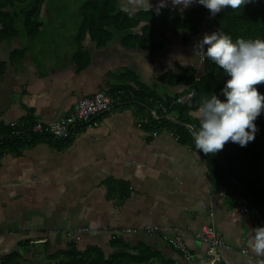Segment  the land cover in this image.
Here are the masks:
<instances>
[{
  "label": "crops",
  "instance_id": "1",
  "mask_svg": "<svg viewBox=\"0 0 264 264\" xmlns=\"http://www.w3.org/2000/svg\"><path fill=\"white\" fill-rule=\"evenodd\" d=\"M89 1L42 0L31 17L41 23L33 34L25 16L35 0L0 8V140L10 139L11 121L24 128L57 121L97 91L116 99L66 141H31L26 135L20 153L6 150L0 157V264H36L71 240L79 250L99 247L109 255L116 250L112 235L127 229L138 230L121 233L128 250L147 246L158 255L152 264H188L169 243L175 231L197 264H264L248 244L262 223L220 194L226 188L239 195L235 180L216 181L214 157L177 140L174 127L151 135L140 125L155 111L143 101L149 92L144 88L151 89L147 82L158 83L161 93L167 88L159 78L169 69L193 66L200 73L193 47L209 34L201 22L191 42L182 45L168 32L169 41L150 57L141 37L152 20L149 13L188 11L199 3L182 9L165 0L161 8L160 0H148L151 7L144 11V0H96L99 13L115 8L113 20L104 16L105 39L85 28ZM57 22L60 32L54 34ZM80 53L84 66L76 61ZM149 225L163 230H143ZM203 225L220 234L218 261L194 235Z\"/></svg>",
  "mask_w": 264,
  "mask_h": 264
},
{
  "label": "trees",
  "instance_id": "2",
  "mask_svg": "<svg viewBox=\"0 0 264 264\" xmlns=\"http://www.w3.org/2000/svg\"><path fill=\"white\" fill-rule=\"evenodd\" d=\"M27 1L0 0V8H5L8 5L13 6L14 3H26ZM41 2L42 0H35V6L25 16V25L30 34L37 33L39 30L38 28L41 23L39 21L32 22L31 17L35 10H37V14L39 13ZM87 3H90L91 6L85 3L89 10L88 12L86 9L83 14L84 21H87L85 28L89 27L94 32L96 31L98 36L105 38L108 29H105L104 26L109 21L108 19H104V16L107 13L113 20L116 15L110 12H113L111 10L115 8L99 13L98 2L96 0H90ZM106 4L109 3H104V6ZM208 11V9L199 4L188 11L170 12L163 10L159 14L155 12L149 13L152 15V20H150L148 27L143 28L141 35L142 39L145 40L144 45L149 47V56H154L169 41L167 37L168 32L172 34L173 38L179 39L182 45L190 43L191 38L198 31V25L204 22V17ZM141 15L142 12L138 16V22ZM211 23L214 27H218L219 32L230 35L233 40L238 37L245 39L264 38V0H251V2L237 10L224 8L220 13L213 16ZM82 27L81 31L83 30ZM78 59L76 61L82 66L87 64L82 53L78 55ZM203 63L206 69L198 80H195L197 70L193 66L186 68L178 67L177 71L169 69L159 78V82L164 84L167 90L160 93L157 89L144 88V90L149 91L148 96L143 100L146 103L145 107L154 109L158 116H162L163 114L161 113V106L167 107L166 113L172 114L175 119L173 122L166 117L156 119L150 116L146 122L140 124L145 128L147 133L154 132L157 134L161 130L174 127L176 131L174 134L177 136V140L186 141L190 145L195 146L194 136L191 132L195 133L198 130L199 121L190 115V113L199 107L202 99L210 98L212 94H217L220 99H223L220 90L224 86V81L228 78L223 70L206 56ZM182 86L184 88L180 92L168 89V87L178 88ZM254 87L260 93H264V83L254 85ZM191 89H194L196 94L190 103L169 105L173 99L186 94ZM183 124L188 125L192 130L183 126ZM255 124L257 125L258 132L255 139L249 142L247 146L240 147L235 143L227 142L222 150L214 154H207L206 157H214L213 165L216 169V181L222 183L229 181L230 178L234 179L236 182L234 188L240 196L246 198L247 205L254 217L264 226V171L262 168L264 164V114L257 117ZM24 136L0 140V157H2L6 150L15 154L20 153L23 144L28 141ZM28 136L31 138V141L50 137L43 135ZM222 163L226 165V168ZM123 189L126 190V188ZM121 233L123 232L116 231L112 235L111 246L115 247L116 250L109 255L103 253L99 247H88L85 250H79L76 247V242L71 240L68 242L66 248L56 249L52 255H48L46 263L152 264V260L158 255L156 256L154 251L144 245V247H140L137 251H129L127 245L122 241ZM12 256H15V254ZM160 264L166 263L160 261Z\"/></svg>",
  "mask_w": 264,
  "mask_h": 264
},
{
  "label": "clouds",
  "instance_id": "3",
  "mask_svg": "<svg viewBox=\"0 0 264 264\" xmlns=\"http://www.w3.org/2000/svg\"><path fill=\"white\" fill-rule=\"evenodd\" d=\"M249 2L251 0H171L174 6L180 5L182 9L199 3L211 16L224 8L240 9ZM144 3L146 11L151 6L148 0ZM164 6L165 0H160L159 7ZM198 46L201 54L222 69L228 78L220 90L223 99L212 94L202 99L199 107L190 113L199 121L194 133L195 147L206 154L222 150L227 142L245 147L255 139L258 132L255 121L264 114V93L254 87L264 83V38L233 40L228 34L214 31L204 35ZM252 232L248 244L254 253L264 256V226Z\"/></svg>",
  "mask_w": 264,
  "mask_h": 264
},
{
  "label": "built area",
  "instance_id": "4",
  "mask_svg": "<svg viewBox=\"0 0 264 264\" xmlns=\"http://www.w3.org/2000/svg\"><path fill=\"white\" fill-rule=\"evenodd\" d=\"M213 16L209 14V11L206 13L204 17V23L211 34L214 31H218V27H214L212 25L211 20ZM199 57L202 61H204L205 56L201 54L200 50ZM198 73L195 76V80H198ZM181 91V90H180ZM179 91V92H180ZM195 90L191 89L186 94L173 99V101L169 104H182L185 102L190 103L192 98L195 95ZM116 104V99L111 95L104 91H97L93 95L82 98L77 100L71 106L69 113L53 122L45 123V122H35L28 127H20L16 121H12L9 123L10 126V134L9 137H19L24 135H43V136H50L56 140H67L69 139L73 133L74 128L80 125H89L92 120H94L98 115L103 114L109 111L114 105ZM161 113L162 116H158L155 111H153V117L156 119L160 118H169V114L166 113L167 107L161 106ZM151 135H156L154 132ZM220 194L224 197H228L233 203L239 208V210L247 214L251 220L254 218L253 213L249 209L246 198L240 195L229 194L226 188L220 191ZM260 227L259 224L256 225L255 228ZM146 232L154 233L163 230V228L158 226H146L143 228ZM138 231L137 229H127L126 231L121 232H134ZM197 239H200L209 245V253L213 256H216V261L220 258V254L218 251L219 247L223 246L222 239L220 234L212 227L208 225H203L200 231L194 234ZM169 243L171 246L180 253L183 257V260L186 261L188 264H197L192 261V255L180 233V231H175L173 236L169 239ZM210 261L215 262V258L211 259Z\"/></svg>",
  "mask_w": 264,
  "mask_h": 264
},
{
  "label": "rangeland",
  "instance_id": "5",
  "mask_svg": "<svg viewBox=\"0 0 264 264\" xmlns=\"http://www.w3.org/2000/svg\"><path fill=\"white\" fill-rule=\"evenodd\" d=\"M76 3H77V0H76ZM63 4H64V3H63ZM68 4H69V3H66V2H65V4H64L65 7H64V9L70 11L71 8H69ZM62 7H63V6H62ZM62 7H61V8H62ZM59 32H60V25H59V23L57 22V24L54 25V34H55V33H59ZM209 34H210V33H209ZM198 44H199V43L196 42V44H195L194 47H193V48H194V50H193V51H194V54H193V58H192V59H193V62H194L193 64H194V65H197L198 62H200V67L198 68V69H200V73L198 72V74H199L198 77H200V76L203 75V73H204V70H203L204 67H203V61H202V60L200 59V57H199V52H198V51H199V46H198ZM177 47H180L179 43H177ZM195 52H196V53H195ZM192 59H191V60H192ZM191 60H189V62H190ZM196 68H197V67H196ZM167 119L170 120V121H173V120L170 119V118H167ZM11 122H12V121H11ZM173 122H174V121H173ZM36 251H38L37 248H36ZM42 256H43V257H41V259H38V260H37V263H36V264H51V263H46V262L44 261V260H47V259H46V258L48 257L47 254H43ZM40 261H41V262H40ZM39 262H40V263H39ZM34 264H35V263H34Z\"/></svg>",
  "mask_w": 264,
  "mask_h": 264
},
{
  "label": "water",
  "instance_id": "6",
  "mask_svg": "<svg viewBox=\"0 0 264 264\" xmlns=\"http://www.w3.org/2000/svg\"><path fill=\"white\" fill-rule=\"evenodd\" d=\"M155 77H159V76H155ZM148 83V85L150 84V86H151V88H155V89H157V90H159L160 91V85L158 84V83H156V82H154V81H149V82H147ZM176 91H178V90H176ZM170 119H172L173 121H175V119L174 118H172V117H169ZM183 126H185V127H188V129H190V127L188 126V125H186V124H183ZM190 130H192V129H190ZM192 133V135L194 136V133L193 132H191Z\"/></svg>",
  "mask_w": 264,
  "mask_h": 264
}]
</instances>
